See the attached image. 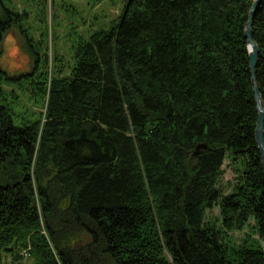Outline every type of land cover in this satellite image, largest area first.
<instances>
[{"label":"trees","instance_id":"trees-1","mask_svg":"<svg viewBox=\"0 0 264 264\" xmlns=\"http://www.w3.org/2000/svg\"><path fill=\"white\" fill-rule=\"evenodd\" d=\"M34 1L46 21L47 1ZM253 1L126 0L113 24L79 36L64 73L58 54L49 69V29L0 0V59L18 27L33 60L15 75L0 64V264H264ZM253 37L264 99V0ZM3 82L28 84L45 110L16 109ZM228 157L243 161L224 195ZM215 205L221 219L206 220ZM250 219L259 239L233 244Z\"/></svg>","mask_w":264,"mask_h":264},{"label":"rangeland","instance_id":"rangeland-1","mask_svg":"<svg viewBox=\"0 0 264 264\" xmlns=\"http://www.w3.org/2000/svg\"><path fill=\"white\" fill-rule=\"evenodd\" d=\"M46 17L43 22H40L38 17V5L34 0H13V6L20 11L26 9L29 11V16L25 25L31 27L48 28L49 32L46 36V45L50 57L49 69L52 70L55 60L51 57L54 54H58L57 61L59 65L63 66L64 73L69 71L70 65L73 60V45L76 44L79 36L86 38L89 36V32L99 27H109L113 24L121 14L126 0H68L73 4L71 10H58L51 0H46ZM63 2L60 0L59 3ZM59 6V4H57ZM57 14V17L55 16ZM41 30L36 31L38 36ZM53 31V33H52ZM15 46L16 56H12L10 49ZM1 66L7 73L19 74L25 71H29L33 67L32 55L27 48L26 40L20 31V28L14 27L7 34L4 40V50L0 59ZM50 70V72H51ZM19 82V81H17ZM3 88L6 92L10 89H16L18 94V106L16 109L27 110L30 113L36 112L39 114L44 111L45 108L39 103H34L32 94L28 90V84L20 86L18 83L3 82ZM22 87V89L20 88ZM239 161H243L239 159ZM238 161V162H239ZM238 162H232L231 158H226L223 165V173L218 179L217 186L223 192L224 195L231 193L236 183L239 180L241 166ZM220 205H215L212 208L206 210V220L221 219ZM220 223V222H218ZM254 220L250 221L239 230H233L229 232L231 242L235 245L249 243L250 238L259 239V233L254 227ZM88 239V235H82L83 242ZM264 244V242H263ZM11 260V257L8 258ZM32 259L24 254L23 258L17 261L15 264H31Z\"/></svg>","mask_w":264,"mask_h":264},{"label":"water","instance_id":"water-1","mask_svg":"<svg viewBox=\"0 0 264 264\" xmlns=\"http://www.w3.org/2000/svg\"><path fill=\"white\" fill-rule=\"evenodd\" d=\"M262 0H254L249 11L248 20L244 28L245 37L248 43V52L250 58V71L253 82V91L256 100L258 112V124L255 130L256 142L261 155L262 168L264 172V99L257 82V66L259 63L260 48L253 37L254 16ZM199 148V147H198ZM197 148V149H198Z\"/></svg>","mask_w":264,"mask_h":264},{"label":"bare ground","instance_id":"bare-ground-1","mask_svg":"<svg viewBox=\"0 0 264 264\" xmlns=\"http://www.w3.org/2000/svg\"><path fill=\"white\" fill-rule=\"evenodd\" d=\"M10 51H11L12 56H16V54H15V51H16L15 46H13V47L10 49Z\"/></svg>","mask_w":264,"mask_h":264}]
</instances>
